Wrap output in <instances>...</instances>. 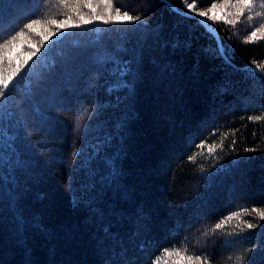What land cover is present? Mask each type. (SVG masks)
Returning <instances> with one entry per match:
<instances>
[{
  "label": "trees",
  "instance_id": "trees-1",
  "mask_svg": "<svg viewBox=\"0 0 264 264\" xmlns=\"http://www.w3.org/2000/svg\"><path fill=\"white\" fill-rule=\"evenodd\" d=\"M234 2L117 0L140 19L106 24L103 0H0V45L25 33L0 48V77L23 65L0 98V264H264V9Z\"/></svg>",
  "mask_w": 264,
  "mask_h": 264
},
{
  "label": "snow or ice",
  "instance_id": "snow-or-ice-1",
  "mask_svg": "<svg viewBox=\"0 0 264 264\" xmlns=\"http://www.w3.org/2000/svg\"><path fill=\"white\" fill-rule=\"evenodd\" d=\"M61 3H64V0H60ZM103 2L106 4L107 8H108V16L107 18L105 17H102V16H99V15H95L93 18L95 20H102L104 23H131V22H135L137 20L140 19V16L139 15H130L128 11H124L123 12V15H120L121 13V8L120 7H115V11H116V15L113 16L111 14V9L115 6V3L117 2V0H103ZM194 4H195V0H193V3H187V8L192 11L194 9ZM86 6L89 7V8H92V4L90 2H86ZM224 5H221V7H223ZM232 7H235L237 8V18H239L240 16H243L245 11H248V12H252L255 7H256V0H235L234 3H232ZM260 7L262 9H264V0H261V3H260ZM217 8V5L215 3H213L211 5V9L210 11L212 10H215ZM198 15L200 17H207L208 19L210 20H213V21H217V20H222L224 19L223 16H219V15H216L215 14V11H212V15L209 16L208 15V12H205V11H200L198 13ZM256 17H262L264 18V11H257L255 12V15H249L247 17V19L249 20V22L253 21ZM70 19V18H69ZM81 19V22L83 24H89L91 23L92 21L89 20V19H84L83 17L80 18ZM227 23H230V24H236L238 22V19L237 20H233V21H226ZM42 23H51L53 25H56L57 27V31H59L60 29H67V28H72V27H80L79 24H71L69 23L67 20H64V21H57L55 19L51 20V21H41L40 19H33L31 20L29 23H26L24 24V28L25 29H29V30H32V31H36V28L35 26L36 25H40ZM201 23H205V21H201ZM258 33H260L261 35H258ZM25 35L24 31L23 30H20L18 32H16V34L14 36L11 37L10 40H4V43L3 45H0V48H3L5 46H7L8 44L12 43L13 41H15L16 37H23ZM49 35H54V33H49ZM0 39H3V36L2 34H0ZM45 40L48 39L47 36L44 37ZM257 40H264V23L260 24L259 27L255 28L251 33L250 35L245 39V43H253V42H256ZM13 47H15V45H13ZM36 51H39V48L36 49ZM218 54L223 56L224 57V60H225V63H230V58L227 57L223 50H222V46H218ZM4 55L5 53L0 51V62L3 61L4 59ZM36 55V52H32L30 53L24 60V64H27L29 60H31V58L33 56ZM9 60H11V57H9ZM23 67L22 64H18L17 68L15 69V71L12 73L11 76H8L6 79L3 78V77H0V98H3L6 94V91L8 90L9 88V85L11 83H14V77L20 72V69ZM260 67H264V65H261V64H258L257 65V68H260ZM130 71V67L127 63H125L122 67H119L115 72L114 74H119L121 76H125L127 75V73ZM122 85L121 84H116V85H113V88H119L121 87ZM261 117H255V119H260ZM249 119H253V117H249ZM204 144V141L201 142L200 145H198L197 147L200 148L202 147ZM213 149H209V152H212ZM189 159H193V157H189ZM244 211H247L246 209ZM252 211L256 212L259 219L260 220H264V209H253ZM235 215V214H233ZM244 227L247 228V229H253V228H256L257 227V224L256 223H249L247 221H244ZM215 228L216 229H219L221 228V224H216L215 225ZM240 231H244V228H240ZM186 251V249H185ZM250 251V249H249ZM164 254L167 255V256H171L172 253L169 252L167 249L164 250ZM180 250L177 249L176 250V255H180ZM187 259L189 261H192V257L189 256L187 257ZM195 259L197 261H199L201 259L200 256H196ZM207 259V258H205ZM155 264V262H154ZM239 264H244V258L241 257L239 258Z\"/></svg>",
  "mask_w": 264,
  "mask_h": 264
},
{
  "label": "water",
  "instance_id": "water-1",
  "mask_svg": "<svg viewBox=\"0 0 264 264\" xmlns=\"http://www.w3.org/2000/svg\"><path fill=\"white\" fill-rule=\"evenodd\" d=\"M187 15L192 16L191 14H187ZM196 17H197L199 20H201V21H206L204 18H202V17H200V16H196ZM206 26H207V28H208L211 32H213V33L215 34L216 40H217V42H218V44H219V37H218L217 31L213 28L212 23H208V24H206ZM255 70H257V69H255Z\"/></svg>",
  "mask_w": 264,
  "mask_h": 264
}]
</instances>
